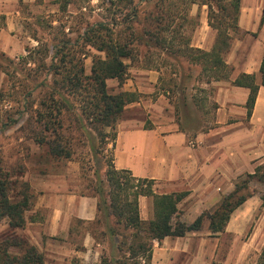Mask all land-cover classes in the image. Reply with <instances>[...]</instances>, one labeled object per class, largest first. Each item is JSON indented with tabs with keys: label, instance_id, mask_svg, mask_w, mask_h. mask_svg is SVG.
<instances>
[{
	"label": "rangeland",
	"instance_id": "1",
	"mask_svg": "<svg viewBox=\"0 0 264 264\" xmlns=\"http://www.w3.org/2000/svg\"><path fill=\"white\" fill-rule=\"evenodd\" d=\"M159 1L71 0L66 4L65 0H19L21 15L15 22V29L8 34L5 33V51L0 49V170H8L12 173L15 183L13 194L21 191V182L29 185L31 207L25 212L27 222L24 228L11 227L8 218L0 222V244H6L13 239L28 241L43 253L44 264H71L73 259L78 258L61 255L67 250L60 247V242L53 238L49 241L53 243L52 246H48V242L43 243L49 250L59 251L57 255L54 252L42 250L34 243L32 234L41 239L39 232H43L44 229L40 225L31 224L30 221L32 217L39 218V216L48 215V211L40 210L36 214L32 210H35V204L44 182L57 176L74 177L73 173L78 174L79 187L77 189L79 192L92 194L100 179L106 181L107 164L115 156V146L111 136L105 143L98 135L99 133L86 120H83L84 125L95 136L94 142H90L87 134L79 128L78 118L82 115L81 100L66 92V96L73 103V108L63 116L64 129L67 128L70 136L73 137V144L70 147L74 152L72 158L53 156L47 144H40L33 137L29 124L33 128L37 127L33 121L38 116V111L43 109L41 102L43 92H45L41 91L38 86L41 82L49 81L50 87L55 86L54 76L48 74L47 70H40L39 63L43 56L41 52L46 47L52 49L56 36L63 37L66 34V37L77 42L76 40L86 29L99 21L110 22L116 25L121 36L127 35V26L128 23L132 24V14L135 10L139 16L135 27L142 32L150 27L148 22L151 14L157 12ZM65 4L67 8H63ZM263 4L264 0H241V9L244 7L246 10H262ZM161 7L162 11L177 8L182 12V17L178 18L177 22L182 24V31L187 38L191 39L192 45L194 41L209 39L211 29L201 28L202 17H206L209 13L208 5L193 3L192 0H163ZM129 17L131 20L127 21ZM209 26L217 35V30L210 24ZM232 33L233 43L234 40L244 37L247 31L240 28V30H232ZM134 46L137 48V58L135 60L125 59L128 64V76L125 82L120 85L117 79L108 80L111 93L125 90L136 91L140 95L139 101L129 104L124 111L125 114L123 113L124 115L118 120L117 133L119 124L127 118L137 121L145 120L147 125H151L155 115L152 117L153 113L149 112L150 103L160 98L173 105L172 109L180 129L190 134L191 137L198 133H207L215 125L217 116V108H215L217 87L212 84L213 82L207 84L203 81L204 76L200 74L199 67L190 64L178 55L161 53L162 51L158 49L149 50L144 43L140 42H136ZM51 55H53L52 50ZM81 57L84 60L85 72L90 75L94 59L104 58L106 53L93 46H87L81 53ZM50 61L49 57L47 62ZM159 62L162 64L160 65ZM44 89L47 91L49 88ZM197 100H202L200 105L197 104ZM161 113L160 108L158 114ZM14 119L17 120L15 124L12 123ZM131 120H126V122ZM106 130L110 132L109 128ZM221 142L228 152L233 149V153L229 155L230 167L233 170H241L247 166L249 153L255 149L248 135L229 134L222 138ZM260 163H264V159L254 162L251 168ZM247 173L249 172L235 177L234 184ZM262 190L261 183L256 181L251 183L252 196L235 210L225 230L222 231L226 237L221 239V248L214 263H258L264 245V206L260 198ZM14 198L21 199L23 196L17 195ZM151 202H153L152 199ZM115 220L113 217L112 221ZM92 222L86 223L82 220L76 222L75 242L81 244L87 229L92 234L96 233L97 241L106 245L107 250L105 249L102 254L100 263H96L92 258L87 264H108L114 242L116 247L123 238L117 236L114 237V241H111L109 234L105 231L103 214ZM206 222L209 223L207 219L204 224ZM59 239L62 241L61 238ZM77 246L80 247V245ZM10 252L21 254L23 251L21 247H11ZM117 254L120 257L122 253ZM78 260L81 264V259L78 258Z\"/></svg>",
	"mask_w": 264,
	"mask_h": 264
},
{
	"label": "trees",
	"instance_id": "2",
	"mask_svg": "<svg viewBox=\"0 0 264 264\" xmlns=\"http://www.w3.org/2000/svg\"><path fill=\"white\" fill-rule=\"evenodd\" d=\"M70 1L65 0L66 4ZM192 1L209 6L208 22L217 30L211 49L190 43L191 39L182 31V24L177 22V19L182 17V12L177 8L160 10L163 0L157 4V12L151 14L148 22L150 27L142 32L135 27L139 17L135 10L132 14L133 22L127 26V35L121 36L116 25L99 21L86 29L77 42L66 37V34L63 37L56 36L52 49L46 47L41 52L43 56L39 63L41 71L47 70L48 74L54 76L55 86L50 87V81L41 82L38 86L41 91H45L41 102L43 109L38 111V116L33 121L37 127L33 128L29 124L31 134L37 142L47 144L55 157L72 158L74 152L70 147L73 137L67 128L64 129L63 121L64 114L73 108L72 101L66 96L68 93L81 100L83 118L82 115L78 118L79 128L87 134L90 142H94L95 136L84 125L83 120L99 133L105 143L111 136L115 146L118 135L116 124L127 105L139 101L140 95L136 91L125 90L111 93L108 80L117 79L120 85L125 82L128 76V64L125 59L137 58V48L134 46L136 42L144 43L149 50L158 49L161 53L178 55L190 64L198 66L200 74L204 76L203 81L207 84L230 80L234 68L228 64L226 56L232 46V30H240L241 0ZM66 4L63 8H67ZM128 19L131 20L130 17L127 21ZM263 21L264 18L261 26ZM87 46H93L106 53V57L94 59L90 75L86 74L81 57ZM27 50L32 52L28 48ZM30 55L32 57V54ZM49 57L51 61L47 62ZM260 73L261 84L253 73H241L232 80L233 85L250 90L246 103L248 118L253 113L259 90L264 86V57ZM45 87L49 89L46 91ZM201 101L197 100V104L200 105ZM217 107L215 103V108ZM12 123H17V120H12ZM105 176L106 181L100 179L90 195L98 198L99 212L105 218V231L111 241L117 236L123 238L116 247L114 242L108 264H152L154 240L161 241L167 236H183L188 231L199 230L206 219L212 231H224L235 210L252 196L250 185L253 181L263 185L260 198L264 206V163L256 165L253 172L241 176L234 189L223 197L214 212H203L191 224L181 221L182 211L179 208V203L189 194L188 191L158 194L154 190V179L136 177L129 169L117 168L114 157L107 164ZM13 184L15 183L12 173L0 170V222L8 218L11 227L24 228L27 222L25 212L31 207L29 185L21 182V191L13 194ZM17 195H22L23 198L15 199ZM141 195L153 201L154 216L147 221L142 220L140 215ZM113 217L116 219L114 222ZM93 235L96 238V233L93 232ZM11 247H21L23 252L12 254ZM118 252L122 253L120 257ZM0 264H44V255L28 241L13 239L6 244H0ZM71 264H79L78 258L73 259ZM257 264H264V245Z\"/></svg>",
	"mask_w": 264,
	"mask_h": 264
},
{
	"label": "crops",
	"instance_id": "3",
	"mask_svg": "<svg viewBox=\"0 0 264 264\" xmlns=\"http://www.w3.org/2000/svg\"><path fill=\"white\" fill-rule=\"evenodd\" d=\"M20 15L19 0H0V49L3 51L5 33L15 29V22ZM263 18L264 4L262 10L241 9L239 26L247 33L241 39L233 41L226 56V61L234 68L231 79L212 83L217 87L215 101L218 107L215 125L207 133L191 137L180 129L173 105L162 98L150 103L149 112L156 118L151 125H147L145 120L130 118L119 124L114 149L116 167L131 170L136 177L154 179V190L158 194L188 191L189 194L179 203V208L183 211L181 220L188 224L193 223L205 211L214 212L224 194L234 189L235 177L247 171L253 172L255 166L251 168V165L264 159V86H261L253 113L248 118L246 103L250 90L232 84V80L241 73L255 74L257 82L261 84ZM206 27L211 29L209 39L194 41L193 45L211 49L216 32L209 26L208 15L201 19V28ZM160 108L162 113L158 114ZM233 133L248 135L255 148L249 153L247 166L241 170L230 167L229 155L233 153V149L228 152L221 142L222 138ZM73 175L74 177L57 176L44 182L35 210L32 211L38 214L40 210H47L48 215L32 217L30 223L44 229L39 232L41 239L35 234H32V239L42 250L57 255L59 251L49 250L43 243L45 241L48 246H52L53 243L49 241L53 238L60 242V247L67 250L63 254L60 252L61 255L76 256L81 259V264H87L92 258L100 263L107 247L98 242L91 231H85L81 244L75 242L76 222H92L101 213L98 198L80 193L77 189L78 174ZM139 205L142 220L153 218L151 198L141 195ZM225 237L223 232L212 231L206 222L201 229L188 231L183 236L154 240L152 264H218L214 260L221 248V239ZM44 238L46 239L43 240Z\"/></svg>",
	"mask_w": 264,
	"mask_h": 264
}]
</instances>
